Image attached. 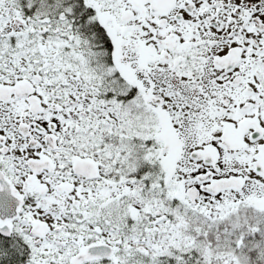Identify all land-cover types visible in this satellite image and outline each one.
<instances>
[{
    "label": "snow or ice",
    "instance_id": "snow-or-ice-1",
    "mask_svg": "<svg viewBox=\"0 0 264 264\" xmlns=\"http://www.w3.org/2000/svg\"><path fill=\"white\" fill-rule=\"evenodd\" d=\"M0 264H264V0H0Z\"/></svg>",
    "mask_w": 264,
    "mask_h": 264
}]
</instances>
